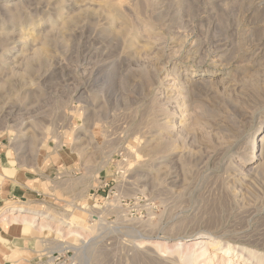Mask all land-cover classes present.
I'll list each match as a JSON object with an SVG mask.
<instances>
[{"label":"rangeland","instance_id":"1","mask_svg":"<svg viewBox=\"0 0 264 264\" xmlns=\"http://www.w3.org/2000/svg\"><path fill=\"white\" fill-rule=\"evenodd\" d=\"M0 138L96 264H261L264 0H0Z\"/></svg>","mask_w":264,"mask_h":264},{"label":"crops","instance_id":"2","mask_svg":"<svg viewBox=\"0 0 264 264\" xmlns=\"http://www.w3.org/2000/svg\"><path fill=\"white\" fill-rule=\"evenodd\" d=\"M0 138V264H43L47 228L30 220L28 212L44 210V185L52 169H40Z\"/></svg>","mask_w":264,"mask_h":264},{"label":"built area","instance_id":"3","mask_svg":"<svg viewBox=\"0 0 264 264\" xmlns=\"http://www.w3.org/2000/svg\"><path fill=\"white\" fill-rule=\"evenodd\" d=\"M90 214L91 212L86 223L88 227L96 228L97 232L80 237L81 243L79 245L66 244L65 240L62 245L53 238L42 239V257H45L43 264H96L91 259L92 242L106 237L101 232V226L106 225L109 221L102 216L95 218Z\"/></svg>","mask_w":264,"mask_h":264},{"label":"bare ground","instance_id":"4","mask_svg":"<svg viewBox=\"0 0 264 264\" xmlns=\"http://www.w3.org/2000/svg\"><path fill=\"white\" fill-rule=\"evenodd\" d=\"M33 217V221L35 222L36 220H39L40 218L38 217V216H36V215H33L32 216ZM46 222L49 224H52L50 221H47L46 220ZM38 224V223H37ZM56 226H59V225H57L56 224ZM75 226V225H74ZM61 228H63V227H61ZM75 227H73V225H69V227H67V228H64V230H67V231H69L71 234H75V235H81L82 234V231L81 230H79V229H74ZM209 243V241H208V239H204V238H200L199 240H197L195 243H193L192 244V246L191 247H187V251H189V254L187 255L188 257H190V261H189V264H194V257L196 258V256H197V254H196V250L197 249H195L196 247H203V246H205V245H207ZM140 246H147V244H154V245H157L158 246V249H161V243H160V241H152V240H149V241H143V242H140V243H138ZM179 246V244H175L173 247H174V250H179V251H181L182 249L181 248H179L178 247ZM170 248L168 247V249L167 250H169ZM226 251H229L228 249L226 250ZM225 251V252H226ZM182 253H184V249H183V252ZM229 253H231V252H229ZM250 253H252V252H250ZM163 255L165 254V253H162ZM253 255V257L256 259V262L258 263H261V264H264V255H259V254H252ZM226 262V261H225ZM225 264V263H224ZM226 264H231V262L230 261H227V263Z\"/></svg>","mask_w":264,"mask_h":264}]
</instances>
